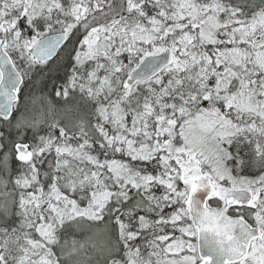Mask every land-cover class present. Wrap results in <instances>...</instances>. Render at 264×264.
Segmentation results:
<instances>
[{
	"label": "snow or ice",
	"instance_id": "snow-or-ice-1",
	"mask_svg": "<svg viewBox=\"0 0 264 264\" xmlns=\"http://www.w3.org/2000/svg\"><path fill=\"white\" fill-rule=\"evenodd\" d=\"M0 264H264V0H0Z\"/></svg>",
	"mask_w": 264,
	"mask_h": 264
}]
</instances>
